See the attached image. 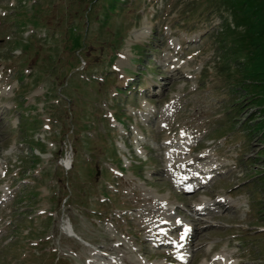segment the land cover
Wrapping results in <instances>:
<instances>
[{"label": "rangeland", "instance_id": "obj_1", "mask_svg": "<svg viewBox=\"0 0 264 264\" xmlns=\"http://www.w3.org/2000/svg\"><path fill=\"white\" fill-rule=\"evenodd\" d=\"M254 8L0 0V264H264ZM174 151V161H215L219 173L185 189L169 174ZM202 201L210 208L196 209ZM154 207L171 214L161 230L173 240L182 228L172 222L195 228L184 261L177 239L159 246L145 225ZM70 222L90 245L64 233Z\"/></svg>", "mask_w": 264, "mask_h": 264}, {"label": "bare ground", "instance_id": "obj_2", "mask_svg": "<svg viewBox=\"0 0 264 264\" xmlns=\"http://www.w3.org/2000/svg\"><path fill=\"white\" fill-rule=\"evenodd\" d=\"M173 70L175 71V73H177L176 71L178 69H173ZM174 71H173V73H174ZM178 71L180 73H182L180 70H178ZM170 72H172V69L170 70ZM170 106H171V104L169 106H167L166 108L169 109ZM175 153H176V151H174L172 156H171L172 162H171V167L169 168V174L172 175L173 178H176L178 184L180 186L184 187L185 189L189 188L191 186L188 183V181H190L191 178L196 179V182L192 183L193 186L201 185V183H203V182H208L210 175L211 176L213 175L212 171L215 170V168L217 167L215 161H213V162L204 161L202 163H200V161H199L198 163H195L197 161L196 159L198 158L197 156L196 157H189L188 156L186 158H183L182 160L178 159L177 161H174L173 159L177 158V157H175L176 156ZM66 161L67 162H66L65 167L70 168L72 161H70V158H68V160H66ZM215 171H218V170H215ZM200 172H203V175H200L199 174ZM209 173H211V174H209ZM218 173H219V171H218ZM157 204L162 206L161 204H163V202L157 200ZM210 204L211 203H208L207 201H202L199 204V207H197L196 209H199V211H200V209L206 210ZM160 206H159V208H160ZM144 210L142 211V213L145 214V217H144V220L146 222L145 225H149V223H150L149 231L152 232V235H154L158 238V239H156V237H154L155 239L153 238L154 240H156V242H157L156 244H158V242H159V244H161L159 246H162V245L168 246V245L174 244V241L177 239L179 241L178 243L182 244V247H183V249H182V247H180L181 246L180 245L179 249H177V254H178L177 259H179L180 261H184V259H187L188 256L186 253H184V251H185L184 248L186 246H189V245H190V247L196 245V239H194L195 228H193V225H190L188 223H182L179 221L172 222L170 224V230H174L177 227L182 228L181 232L178 233V235L173 240L172 238L169 237L168 232L161 230V224H164V223L169 224V222H165V219H171V214L160 213L159 211H156L157 208H155V207L151 208V209L144 208ZM146 214H148L147 216H149L150 218H146ZM161 222H163V223H161ZM63 229L65 231L64 233L67 234L69 237L72 236V237L78 238L82 242L89 244V243L85 242V240L83 238H80V236L74 230V227L71 224V222L69 224H67ZM95 254L99 255L98 252H95ZM217 258L219 259V257H217ZM108 261H109V262H107L108 264H125V262L123 261V259L121 257H118L117 259H114L113 257L108 258ZM226 261H228V260H226L224 258V259H221L220 262L215 261L214 263H211V264H238V262H236L235 260L229 261V262H226Z\"/></svg>", "mask_w": 264, "mask_h": 264}, {"label": "trees", "instance_id": "obj_3", "mask_svg": "<svg viewBox=\"0 0 264 264\" xmlns=\"http://www.w3.org/2000/svg\"><path fill=\"white\" fill-rule=\"evenodd\" d=\"M233 1H235L236 2V5L237 6H239V1L238 0H233ZM253 1V3H254V10H253V12L252 13H256V15H257V23H259L260 24V26H259V29H260V31L258 32V33H261V32H263L264 33V4L261 2V0H252ZM253 32V31H252ZM251 35H252V33H251V31H250V33H248V39H249V41H247V43L249 42V44L251 45V47L253 48L254 47V44H253V42H252V39L253 38H251ZM243 39V38H242ZM247 45V44H246ZM246 47V46H245ZM251 47L248 49V47H247V50H248V52H249V54H248V59H249V57H250V55H251V53L250 52H252L253 50L251 49Z\"/></svg>", "mask_w": 264, "mask_h": 264}]
</instances>
